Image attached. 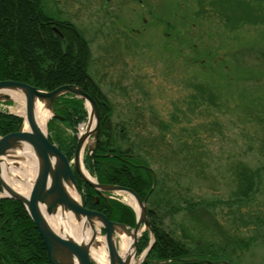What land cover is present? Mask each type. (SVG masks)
<instances>
[{
    "label": "rangeland",
    "instance_id": "1",
    "mask_svg": "<svg viewBox=\"0 0 264 264\" xmlns=\"http://www.w3.org/2000/svg\"><path fill=\"white\" fill-rule=\"evenodd\" d=\"M44 1L89 41L90 73L114 120L148 124L141 138L156 141L155 160L135 152L164 184L166 231L190 249L227 247L235 264H264V24L235 29L208 9L213 0ZM202 5L209 12L199 16ZM20 108L0 102L16 115ZM241 167L260 169L261 184L237 200ZM117 198L131 205L130 196ZM188 201L209 206L193 214Z\"/></svg>",
    "mask_w": 264,
    "mask_h": 264
},
{
    "label": "trees",
    "instance_id": "2",
    "mask_svg": "<svg viewBox=\"0 0 264 264\" xmlns=\"http://www.w3.org/2000/svg\"><path fill=\"white\" fill-rule=\"evenodd\" d=\"M257 3L255 6L246 0H213L206 6L236 29L243 24H264V3L261 4L262 0ZM207 12L202 5L198 14ZM91 56L89 41L77 27L47 9L44 0H0V81L27 83L45 91L76 85L96 101L100 111L97 152L95 159L86 155L84 164L100 184L131 189L143 201L147 200L149 223L156 237L148 258L166 264H223V260L235 264L227 257V247L208 252L200 248L193 250L166 231L160 214V210L167 208L163 206L169 205L160 195L164 184L151 168L150 161L135 152L143 151L154 161L151 151L156 148V141L152 137L141 138L148 124L139 125L133 118L122 122L114 120L115 110L109 98L90 73ZM259 60L264 63V51ZM198 91L202 102L207 101L205 90ZM55 110L57 117L49 124L50 140L72 160L78 127L88 119L85 102L72 95L63 96ZM23 122V118L0 110V137L20 131ZM149 125L155 127L154 121ZM166 127L167 124H161V128ZM68 130L72 132L71 136L67 135ZM165 163L169 165L170 161ZM154 174L157 185L151 192ZM260 174V169H239L237 200L248 199L258 192ZM77 180L86 208L105 214L113 222L135 228L137 218L131 207L117 200L106 202L103 198L97 203L94 189L78 176ZM185 203L186 210L193 214L199 209L207 210L209 206L202 201ZM150 241V231L144 232L139 239L138 254L144 252ZM0 264H49L46 247L34 222L22 204L13 199H0Z\"/></svg>",
    "mask_w": 264,
    "mask_h": 264
},
{
    "label": "water",
    "instance_id": "3",
    "mask_svg": "<svg viewBox=\"0 0 264 264\" xmlns=\"http://www.w3.org/2000/svg\"><path fill=\"white\" fill-rule=\"evenodd\" d=\"M55 31L61 35L58 29L55 28ZM10 92L23 94L26 104V117L19 132L0 137V187L4 192L2 198L16 200L25 208L43 239L49 264H95L91 258V247L95 243L94 239L87 245L81 244L69 236L59 235L49 225L46 216H54L59 210L73 213L78 223H82L84 220L90 225L98 223L105 230L104 237L107 242L111 264H125L119 256L116 243L117 237L122 232L132 235L134 238V248L137 256L138 236L143 224L146 228L151 229L148 223L146 201H143L133 190L116 185H100L97 180L87 177L83 169L82 163L85 151L92 158H95L97 151L100 111L96 101L76 85H64L54 91H45L27 83L12 80L0 81V102L13 101ZM66 95H72L83 100L88 105L89 114L86 132L78 138L73 161H70L59 147L49 140L48 134L44 133L36 122V106L38 103H43L46 106L52 114V119L56 116V103ZM94 120L95 126L92 129ZM25 123L30 127L29 132L24 131ZM48 124L49 121L47 126ZM23 145H28L34 150L40 163L28 197L12 190L2 178V165L7 164L9 160H19L17 154ZM14 164L16 167L19 166V164ZM75 172L83 183L95 190L98 200L100 197L108 200L104 193H124L132 196L141 209L140 216L136 211L138 216L136 228L131 231L126 225L112 222L104 214L87 209L82 203L73 200L67 191V187H74L77 193L80 194ZM155 185L156 182L154 181L153 188H155ZM155 242L156 238L153 234L151 245L144 253L141 263L149 254Z\"/></svg>",
    "mask_w": 264,
    "mask_h": 264
},
{
    "label": "bare ground",
    "instance_id": "4",
    "mask_svg": "<svg viewBox=\"0 0 264 264\" xmlns=\"http://www.w3.org/2000/svg\"><path fill=\"white\" fill-rule=\"evenodd\" d=\"M13 100L18 101L21 104L19 115L26 117L25 100L22 93L10 92ZM51 113L43 103H38L36 106V122L39 128L46 133V127L48 121L51 119ZM87 126V125H86ZM95 120L92 124L94 129ZM24 131L29 132L30 127L25 123ZM86 132L85 128L81 129V134ZM80 134V135H81ZM18 158L21 163L18 167L15 166L14 160H9L7 164L3 166L2 178L5 180L7 185L17 193L24 196H29L34 179L37 175L39 168V160L34 150L28 146L23 145L21 150L18 151ZM83 165V163H82ZM83 169L87 177L91 178L89 173ZM94 180V179H93ZM154 187V184H153ZM152 187L151 192L154 190ZM67 191L70 197L76 202L80 203V196L74 187H67ZM130 204L141 215V209L137 205L133 197H131ZM49 225L59 235H66L78 241L81 244L87 245L94 239V244L91 247V258L95 264H111L110 254L107 248V242L105 237L102 235L101 230L98 229L99 224L94 223L90 225L85 222L78 223L74 214L71 212H59L54 216H46ZM118 253L120 258L125 264H139L140 260L137 258L134 248V238L132 235H128L126 232H122L119 238L116 240Z\"/></svg>",
    "mask_w": 264,
    "mask_h": 264
},
{
    "label": "flooded vegetation",
    "instance_id": "5",
    "mask_svg": "<svg viewBox=\"0 0 264 264\" xmlns=\"http://www.w3.org/2000/svg\"><path fill=\"white\" fill-rule=\"evenodd\" d=\"M102 199V198H101ZM100 199V200H101ZM100 200H97V203H99ZM112 200V199H111ZM145 264H166L164 261H158V262H155V261H151L149 258L147 259V261L145 262Z\"/></svg>",
    "mask_w": 264,
    "mask_h": 264
}]
</instances>
